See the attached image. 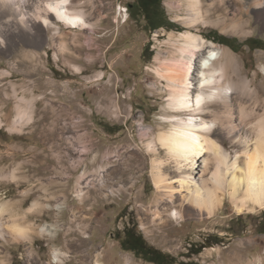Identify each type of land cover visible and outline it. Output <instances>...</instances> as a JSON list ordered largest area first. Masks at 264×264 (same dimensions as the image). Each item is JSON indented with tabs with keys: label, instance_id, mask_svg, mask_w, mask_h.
I'll use <instances>...</instances> for the list:
<instances>
[{
	"label": "rangeland",
	"instance_id": "rangeland-1",
	"mask_svg": "<svg viewBox=\"0 0 264 264\" xmlns=\"http://www.w3.org/2000/svg\"><path fill=\"white\" fill-rule=\"evenodd\" d=\"M132 1L73 0L89 28L57 19L59 32L37 47L0 54V204L27 214L21 221L33 228L19 242L0 238V264H156L123 248L128 229L176 264H264V209L239 213L226 197L213 217L183 218L170 216L179 202L163 196L169 206L159 202L162 220L155 217L147 153L169 113L170 81L160 71L181 57L171 34L193 29L233 39L232 48L206 37L204 51L222 45L241 61L250 90L234 96V115L243 105L251 119L264 112V7L203 0L206 18L190 27L188 0H162L175 25L151 29L125 12ZM201 59L192 60V88Z\"/></svg>",
	"mask_w": 264,
	"mask_h": 264
},
{
	"label": "bare ground",
	"instance_id": "bare-ground-1",
	"mask_svg": "<svg viewBox=\"0 0 264 264\" xmlns=\"http://www.w3.org/2000/svg\"><path fill=\"white\" fill-rule=\"evenodd\" d=\"M217 1L224 2L213 0L212 4ZM253 1L256 7H264L263 0ZM203 2L188 0L190 12L186 20L190 27L206 18ZM209 10L205 12L211 16ZM57 19L62 26L89 28L85 13L73 7V0H0V54L13 55L24 44L37 47L59 32ZM232 27L231 30H237ZM171 40L180 45L175 44L181 57L168 63L166 73L160 71L170 81L169 113L147 152L152 151L151 171L158 191L155 217L162 220L158 203L165 201L163 196L172 204L179 202V207L169 208L170 213L174 210L170 216L183 218L213 217L226 197L231 198L239 213L264 209V112L251 119L243 105L239 115H234V96L250 90L239 57L222 45L205 52L206 36L193 29L171 34ZM62 45L67 48L65 42ZM199 58H202L201 71L196 87L192 88L189 79L192 60ZM27 113L23 109L22 121ZM226 143L233 147V153ZM140 159L146 162L143 154ZM201 160L205 161L204 167H200ZM175 193L180 194L179 199L174 197ZM18 213L7 203L0 204V238L18 242L30 238L32 226L21 221L27 214ZM42 229L54 233L51 227Z\"/></svg>",
	"mask_w": 264,
	"mask_h": 264
},
{
	"label": "trees",
	"instance_id": "trees-1",
	"mask_svg": "<svg viewBox=\"0 0 264 264\" xmlns=\"http://www.w3.org/2000/svg\"><path fill=\"white\" fill-rule=\"evenodd\" d=\"M127 10L132 20L137 22L140 20H145L151 29H157L160 27H168L171 29L175 25V23L166 15L162 0H133L132 2L127 3ZM206 37L210 40L219 41L221 44L233 48V39L226 35L220 34L217 31L208 33ZM246 42L249 44L253 43L249 39ZM116 131L117 129L110 131V133H116ZM127 231L134 235L138 242L142 243L144 249H135L136 247L127 244V240H123L122 246L124 249L134 251L145 260L154 262L156 264H176V259L150 245L141 233H137L132 229H128ZM197 248L200 249H196L193 251V253L198 254L201 252V246L199 247V245H197ZM149 253L152 255H148Z\"/></svg>",
	"mask_w": 264,
	"mask_h": 264
},
{
	"label": "flooded vegetation",
	"instance_id": "flooded-vegetation-1",
	"mask_svg": "<svg viewBox=\"0 0 264 264\" xmlns=\"http://www.w3.org/2000/svg\"><path fill=\"white\" fill-rule=\"evenodd\" d=\"M123 240H127V244L130 246L136 247L135 249H142V250L144 249L142 243L138 242L136 240V237L134 235L130 234V232L127 230L125 231V236H124ZM148 255H152V254L149 253ZM154 257H156V256H154Z\"/></svg>",
	"mask_w": 264,
	"mask_h": 264
},
{
	"label": "built area",
	"instance_id": "built-area-1",
	"mask_svg": "<svg viewBox=\"0 0 264 264\" xmlns=\"http://www.w3.org/2000/svg\"><path fill=\"white\" fill-rule=\"evenodd\" d=\"M127 11V7H126V10H125V12Z\"/></svg>",
	"mask_w": 264,
	"mask_h": 264
},
{
	"label": "clouds",
	"instance_id": "clouds-1",
	"mask_svg": "<svg viewBox=\"0 0 264 264\" xmlns=\"http://www.w3.org/2000/svg\"><path fill=\"white\" fill-rule=\"evenodd\" d=\"M127 12V11H126Z\"/></svg>",
	"mask_w": 264,
	"mask_h": 264
}]
</instances>
